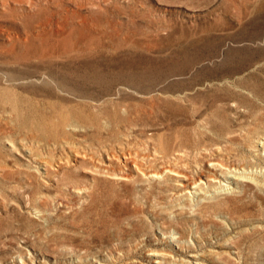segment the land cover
<instances>
[{
  "label": "rangeland",
  "instance_id": "obj_1",
  "mask_svg": "<svg viewBox=\"0 0 264 264\" xmlns=\"http://www.w3.org/2000/svg\"><path fill=\"white\" fill-rule=\"evenodd\" d=\"M156 253L264 264V0H0V264Z\"/></svg>",
  "mask_w": 264,
  "mask_h": 264
},
{
  "label": "bare ground",
  "instance_id": "obj_2",
  "mask_svg": "<svg viewBox=\"0 0 264 264\" xmlns=\"http://www.w3.org/2000/svg\"><path fill=\"white\" fill-rule=\"evenodd\" d=\"M81 113V112H80ZM76 116V115H75ZM80 116H82L81 114H80ZM76 117H78V119H79V116H76ZM84 117V116H83ZM86 117H88V116H86ZM87 119V118H86ZM8 139V138H7ZM26 147V146H25ZM25 147H23V150H25L24 148ZM27 150H28V148H27ZM26 151V150H25ZM29 151V150H28ZM28 151H26L27 153H28ZM31 157V159L35 162V163H37L39 166H41L42 168L43 167H45V166H47V162L45 161V160H43V159H41V158H38V157H36V156H30ZM156 258H157V260L155 261V263L156 264H162V255H160V254H155L154 255ZM25 264V263H24Z\"/></svg>",
  "mask_w": 264,
  "mask_h": 264
}]
</instances>
